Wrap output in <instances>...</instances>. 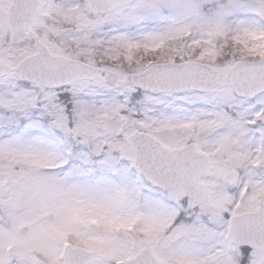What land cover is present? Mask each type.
Returning a JSON list of instances; mask_svg holds the SVG:
<instances>
[{
  "label": "snow or ice",
  "instance_id": "1",
  "mask_svg": "<svg viewBox=\"0 0 264 264\" xmlns=\"http://www.w3.org/2000/svg\"><path fill=\"white\" fill-rule=\"evenodd\" d=\"M0 264H264V0H0Z\"/></svg>",
  "mask_w": 264,
  "mask_h": 264
}]
</instances>
